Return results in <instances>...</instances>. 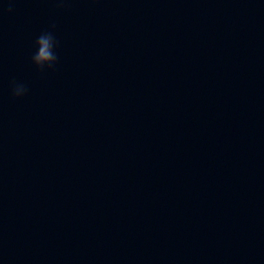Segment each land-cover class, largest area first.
Wrapping results in <instances>:
<instances>
[{
    "label": "clouds",
    "instance_id": "9594fccd",
    "mask_svg": "<svg viewBox=\"0 0 264 264\" xmlns=\"http://www.w3.org/2000/svg\"><path fill=\"white\" fill-rule=\"evenodd\" d=\"M11 2V0H10ZM9 12L12 11V8L9 7ZM55 25H51L50 30L42 32L35 41L37 51L32 56V63L36 66L37 69L43 71L45 67L48 69L54 68L58 62V56L55 49L58 47V40L54 35ZM28 89L23 84H16L13 82L12 85V95L15 98H20L27 93Z\"/></svg>",
    "mask_w": 264,
    "mask_h": 264
}]
</instances>
